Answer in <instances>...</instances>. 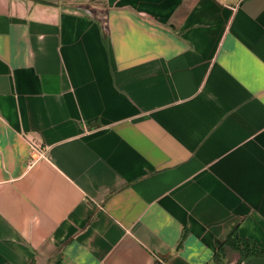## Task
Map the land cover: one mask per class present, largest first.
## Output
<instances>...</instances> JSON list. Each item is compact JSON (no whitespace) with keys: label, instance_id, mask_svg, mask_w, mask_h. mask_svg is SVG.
Masks as SVG:
<instances>
[{"label":"crops","instance_id":"0c3cea01","mask_svg":"<svg viewBox=\"0 0 264 264\" xmlns=\"http://www.w3.org/2000/svg\"><path fill=\"white\" fill-rule=\"evenodd\" d=\"M234 231L264 252V0H0V264H264Z\"/></svg>","mask_w":264,"mask_h":264},{"label":"trees","instance_id":"16d2710c","mask_svg":"<svg viewBox=\"0 0 264 264\" xmlns=\"http://www.w3.org/2000/svg\"><path fill=\"white\" fill-rule=\"evenodd\" d=\"M226 250H238L241 253V259H245L251 255L264 254V252L260 251L258 248L251 247L248 240L240 238L237 231H234L228 235L224 245L217 252L215 258L220 261V255Z\"/></svg>","mask_w":264,"mask_h":264},{"label":"built area","instance_id":"2783aa9c","mask_svg":"<svg viewBox=\"0 0 264 264\" xmlns=\"http://www.w3.org/2000/svg\"><path fill=\"white\" fill-rule=\"evenodd\" d=\"M29 142L31 143L33 152L44 155L45 148L42 146L41 142L35 138H28Z\"/></svg>","mask_w":264,"mask_h":264}]
</instances>
